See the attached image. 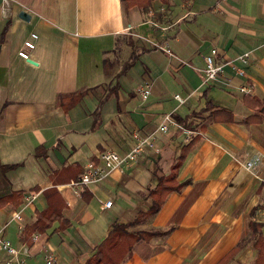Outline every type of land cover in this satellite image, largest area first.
<instances>
[{
    "label": "crops",
    "instance_id": "obj_1",
    "mask_svg": "<svg viewBox=\"0 0 264 264\" xmlns=\"http://www.w3.org/2000/svg\"><path fill=\"white\" fill-rule=\"evenodd\" d=\"M32 33L35 47L25 60L18 52ZM213 49L220 60L249 52L245 78L206 80L204 57ZM245 81L249 94L264 98V0H151L145 11L122 0H0V164L16 165L0 170V199L22 193L17 206H0L1 236L24 264H43L48 252L56 264H85L114 222L149 208L157 178L198 135L177 175L188 184L144 221L169 232L135 243L121 264H214L223 255L216 257L222 222L248 213L264 222V121L241 122L254 111L238 91ZM143 88L150 92L145 99ZM79 92L81 99L64 110L60 96ZM207 100L235 121L216 122L200 111ZM165 114L172 122L159 133ZM186 130L193 132L189 141ZM135 132L153 134L156 150L145 148L99 183L73 185L103 150L127 153ZM256 153L262 163L249 172L243 160ZM51 189L69 224L32 230ZM7 259L0 251V264Z\"/></svg>",
    "mask_w": 264,
    "mask_h": 264
},
{
    "label": "trees",
    "instance_id": "obj_2",
    "mask_svg": "<svg viewBox=\"0 0 264 264\" xmlns=\"http://www.w3.org/2000/svg\"><path fill=\"white\" fill-rule=\"evenodd\" d=\"M150 1L151 0H122L125 7L138 4V6H140L143 11L147 9V4ZM133 60L134 57L132 56L130 61L124 66V70L130 67ZM83 95L84 92H79L77 94L60 96V105L64 108V110H67L76 104ZM242 100L246 106L252 108L254 111L252 114H249L243 118L241 122L249 124L263 122L264 98H258L247 93L243 95ZM206 103V106L203 109H200V111H210L214 121H235L232 113L228 109L215 108L212 110L214 105L211 100H207ZM100 107L101 103L94 112V127L98 126L99 124L97 117L99 116ZM182 124L188 129H190L192 126V123L188 122L187 119H183ZM199 138L200 137L196 135L189 142L184 144L181 147L178 156L175 158L174 163L170 166L168 174L161 175L157 178V183L149 191V196L151 197V205L149 208L138 211L136 218L130 222H114L105 239L98 245L96 252L86 260L85 264H121L135 243L149 241L156 235H165L169 232L170 229L160 231L151 229L132 230L131 228L135 225L143 223L145 220L155 215L160 210L168 194L171 192H180L183 187L188 184L187 181H178L177 175L179 168L184 162L188 152ZM15 166V164H0V170L7 171L14 168ZM46 194L49 198L48 207L37 214V221L32 227V230H38L42 232L50 228L56 222L58 223V226L54 230L64 229L68 226L69 222L62 215L61 198L55 189L46 191ZM21 196V192H13L9 196L0 199V206L12 201H15V206H17ZM263 226L264 222H257L255 220H250L248 222L250 236L253 239V246L257 251V256L252 264H264V237L262 236ZM241 248L242 247L240 244L232 246L214 264H229V262L236 256Z\"/></svg>",
    "mask_w": 264,
    "mask_h": 264
},
{
    "label": "built area",
    "instance_id": "obj_3",
    "mask_svg": "<svg viewBox=\"0 0 264 264\" xmlns=\"http://www.w3.org/2000/svg\"><path fill=\"white\" fill-rule=\"evenodd\" d=\"M37 35L32 33L30 39L24 41V50L18 52L19 56L23 59H29L28 50H32L35 47L34 39ZM165 52L170 53V49L165 46H159ZM249 52H244L236 55L234 58L220 60L217 58V50L213 49L210 54L204 57L205 68L203 69V75L206 80H215L218 77L224 76H239L245 78L246 71L245 65L248 62ZM226 68H229L227 70ZM229 71V72H228ZM238 91L241 93H250L252 91V84L245 81L238 87ZM142 98H147L150 94L148 88H143L140 91ZM172 122L170 115L165 114L162 117L161 122L158 124L157 132L166 133L169 130V125ZM191 130H186V141L190 140L192 135ZM135 143L132 148L125 153L120 155L113 150H103L98 154V163H89L85 166L84 171L81 173L79 178L73 182V185H91L99 183L105 180L112 171L122 168L132 162H136L138 156L144 152L145 148L155 149L154 135L148 136L140 135L139 133L133 134ZM156 150V149H155ZM261 159L258 154L252 155L245 163L247 170L254 169ZM34 199V194L30 193L27 197V201L31 202ZM112 204L111 200L105 202L104 206L109 207ZM15 218L20 219V215L17 213L14 215ZM0 251H5L8 254L6 264H24L23 258H18V250L11 244V242L1 236L0 231ZM43 264H56V259L53 254L48 252L44 256Z\"/></svg>",
    "mask_w": 264,
    "mask_h": 264
},
{
    "label": "rangeland",
    "instance_id": "obj_4",
    "mask_svg": "<svg viewBox=\"0 0 264 264\" xmlns=\"http://www.w3.org/2000/svg\"><path fill=\"white\" fill-rule=\"evenodd\" d=\"M213 95V92H212ZM201 124L196 123L195 129L199 130ZM257 154V153H256ZM259 155V154H258ZM260 156V155H259ZM260 163L252 170L253 173H256L257 169L259 168L260 164L262 163V157L260 156ZM246 161L243 160V164L245 165ZM257 176V174H256ZM258 192L256 191L255 194ZM255 194H250V198H253ZM252 201L250 200V206ZM260 204H256L259 206ZM246 214L248 212H245ZM248 216H243L239 222H222L226 225L222 226V229L219 233L220 242L218 243V250L216 253V257L224 254L227 250H229L232 246L239 245L242 247L241 250L236 254V256L229 262V264H252L254 259L257 256V251L253 246V239L250 236V231L248 228V221L250 220L251 216L249 213ZM147 222H143L141 224L133 226L132 230H150L152 228H148L146 225ZM203 223V222H202ZM205 223V222H204ZM167 229V228H166ZM165 229V230H166ZM166 235V234H165ZM157 240H160L162 236L160 235L156 237ZM158 244V243H156ZM214 261V260H213ZM205 263V262H204ZM207 264V263H205Z\"/></svg>",
    "mask_w": 264,
    "mask_h": 264
},
{
    "label": "water",
    "instance_id": "obj_5",
    "mask_svg": "<svg viewBox=\"0 0 264 264\" xmlns=\"http://www.w3.org/2000/svg\"><path fill=\"white\" fill-rule=\"evenodd\" d=\"M20 17H21V18H24V19H28V16L26 15L25 12H21V13H20Z\"/></svg>",
    "mask_w": 264,
    "mask_h": 264
}]
</instances>
